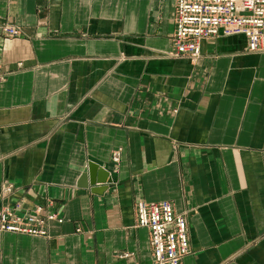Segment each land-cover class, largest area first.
<instances>
[{
  "label": "crops",
  "instance_id": "1",
  "mask_svg": "<svg viewBox=\"0 0 264 264\" xmlns=\"http://www.w3.org/2000/svg\"><path fill=\"white\" fill-rule=\"evenodd\" d=\"M175 0H0V264H151L139 200L188 215L182 264H264V52L243 35L174 58ZM90 162L112 182L80 188ZM51 203V204H50Z\"/></svg>",
  "mask_w": 264,
  "mask_h": 264
},
{
  "label": "built area",
  "instance_id": "2",
  "mask_svg": "<svg viewBox=\"0 0 264 264\" xmlns=\"http://www.w3.org/2000/svg\"><path fill=\"white\" fill-rule=\"evenodd\" d=\"M174 20V58L196 61L202 55L203 41L232 35L245 36L251 53L264 52V0H175ZM0 36L19 38L26 33L0 19ZM136 212L137 225L150 231L151 264H182L192 252L188 215L177 213L169 200H139ZM64 221L59 212L46 213L42 204L32 210L21 202L0 207V232L46 237L50 223Z\"/></svg>",
  "mask_w": 264,
  "mask_h": 264
},
{
  "label": "water",
  "instance_id": "3",
  "mask_svg": "<svg viewBox=\"0 0 264 264\" xmlns=\"http://www.w3.org/2000/svg\"><path fill=\"white\" fill-rule=\"evenodd\" d=\"M110 172L103 166L90 162L88 168L84 171L81 180L78 183L80 188L94 187L98 184L111 183Z\"/></svg>",
  "mask_w": 264,
  "mask_h": 264
}]
</instances>
